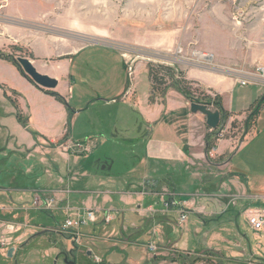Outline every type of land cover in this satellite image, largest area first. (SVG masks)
<instances>
[{"label":"crops","instance_id":"1","mask_svg":"<svg viewBox=\"0 0 264 264\" xmlns=\"http://www.w3.org/2000/svg\"><path fill=\"white\" fill-rule=\"evenodd\" d=\"M20 4L26 15L32 14V0L23 3L20 0ZM169 26L164 23L157 32L149 31L135 39L122 34L118 37L142 50L169 54L180 48L183 54L189 52L191 40L187 34L170 30ZM83 49L70 53L66 59ZM121 56L125 57L122 53ZM64 61L47 75L59 81L58 94L68 102L66 88L71 85L67 80L72 81L73 76L63 72ZM186 65L182 70L187 79L219 96L223 109L231 115L228 120L231 123L233 115L241 117L239 114L243 113L233 107L236 87L241 81L261 83V76L252 73L241 77L209 70L207 63ZM62 84L65 90L61 89ZM259 91L255 93L258 94L255 104L264 96V89ZM47 92L25 78L11 62L0 58V103H5L6 108L4 114L0 111V168L4 164L3 172L8 179V184L3 183L8 187L0 185V192L13 191L19 200L16 207H0L4 215H10L8 219L0 217V240L6 241L0 249L16 248L15 243L20 245L26 242V236L37 233L30 230V222L20 219V213L28 210L20 200L32 195L37 208L60 211L65 215V222L74 221L73 216L85 220L88 212H95L97 219L92 222L95 229L84 241L103 264H164L171 250L215 253L230 264H264V228L256 231L250 225L254 232L263 233V244L252 246L239 224V218L244 216L249 221L250 211L264 207V128L255 126L262 117L264 105L240 140L239 136L226 140L223 134L220 136L207 127L203 114L190 111L188 97L178 89L168 90L165 103L150 104V82L146 112L150 118L148 123H154L155 128L140 129L142 135L137 144L142 152L136 161L142 171L136 177L132 175L135 168L126 173L114 171L115 161L110 156L92 160L84 155L92 152V139L90 144L76 143L71 133L73 128H59L60 124L67 127L70 114L64 104ZM13 94L18 95V101ZM125 97L134 98L135 90L130 89ZM22 109L28 114L27 127L18 119V111ZM174 109L187 114V127L161 128L163 115ZM158 112L159 117L154 119ZM211 134L214 137L219 134V138L218 143L213 138L209 149ZM111 143L117 144V137H112ZM81 144H85V151L72 149ZM19 176L27 181L19 184ZM169 200H176L177 205L167 208L165 203ZM182 212L187 215L184 222ZM232 212L238 213L237 216L231 215ZM36 229L43 231L51 227L43 225ZM17 232L21 234L12 238ZM70 235L83 241L77 231L71 230ZM13 263L30 264L31 261L27 255H21ZM37 263L46 264L42 258Z\"/></svg>","mask_w":264,"mask_h":264},{"label":"rangeland","instance_id":"2","mask_svg":"<svg viewBox=\"0 0 264 264\" xmlns=\"http://www.w3.org/2000/svg\"><path fill=\"white\" fill-rule=\"evenodd\" d=\"M21 1L23 3L25 0ZM32 4V14L26 15L20 0H0V55L14 59L28 58L45 74L50 70H57L65 60L63 72H69L73 78L72 81L69 78L67 80L71 88L67 90L62 84L61 89L66 88L71 111L69 121H66L67 127L60 124L59 128H73L71 133L76 143L80 141L90 144L92 139V152L84 155L92 157V160L110 156L115 161L113 169L118 173H126L128 169L135 168L137 170L132 175L137 177L142 171L136 161L142 152L137 144L142 135L140 129L154 127V123H148L150 118L146 112L149 109L147 95L150 80L147 68L150 64L155 68L169 66L172 73L175 72L173 74L176 80L190 82L193 92V96L187 98L190 103L194 99L209 102V98L214 100L216 95L187 79L183 68L188 67V63H207L209 70H221L241 77L245 73L258 75V70L264 69V0H32ZM164 23L166 26L170 25V30L187 34L191 40L189 52L180 53V48L169 54L142 50L128 41H120L122 37H118L121 34L133 39L142 37L147 35L146 32H157ZM82 48L84 49L73 58L66 59L70 53ZM197 52L208 57L212 55L213 59L210 57L211 61H202L195 57L194 53ZM121 53L125 55L124 58ZM127 67H132L131 75ZM164 73L166 72L161 71V74ZM168 82L169 89L179 90L180 86L174 81L169 79ZM260 82L256 84L249 80L245 85L239 84L236 87L233 107L235 111L243 113L239 114L241 117L233 115L232 123L228 122L229 119L223 121L220 127L225 128L222 138L227 140L239 136L240 140L243 137L246 121L260 103L258 101L255 104L258 95L255 93L264 89V74ZM132 88L135 90V97H125L126 92ZM48 92L58 93V88ZM167 92L163 94L164 97ZM13 98L18 101V95L13 94ZM4 104L0 103L2 113L6 109ZM169 112L163 115L161 128L187 127L185 112L176 109ZM155 115L154 119H157L159 112ZM27 116L23 109L18 111V119L26 127ZM258 125L259 128H264V112L255 126ZM219 130L216 131L221 133ZM218 135L215 136V143H218ZM112 137H117V144L111 143ZM81 145L72 149L85 151V144ZM79 157L84 158L82 155ZM2 165L4 164L0 168V185L8 187L7 174L3 172ZM24 181L27 180L22 176L17 179L19 184ZM258 185L262 187V182ZM18 202L13 191L10 194L0 192V207H16ZM20 204L28 208L20 213V219L30 222V230L37 233L26 236L25 241L29 240V243L16 259L27 255L30 264H38L37 260L40 258L46 264H51L52 257L58 251L53 242H62L66 248L71 247V243L66 240L71 237L70 232L62 233L58 230L65 222L64 213L49 212L41 206L37 208L38 203H34L32 195L20 200ZM237 214L231 213L233 216ZM0 217L8 219L10 215H4L0 211ZM72 219L75 222L83 220L81 216H73ZM239 224L252 246L263 244V233L254 232L244 216L239 218ZM43 225L51 227L50 231L35 236L41 232L36 231V227ZM94 229V223L89 221L71 228L83 238L86 248L89 244L84 241V237L92 234ZM20 234L13 233L12 238ZM15 245L18 246L16 243ZM9 248L0 249V264H14L15 256L9 258L3 254H7ZM93 252L96 254L95 250ZM147 252L151 254L150 249ZM166 259L168 262L164 264L231 263L209 252L191 254L171 250Z\"/></svg>","mask_w":264,"mask_h":264},{"label":"trees","instance_id":"3","mask_svg":"<svg viewBox=\"0 0 264 264\" xmlns=\"http://www.w3.org/2000/svg\"><path fill=\"white\" fill-rule=\"evenodd\" d=\"M0 58L11 62L21 72L20 67L14 58H12L11 56H1V55H0ZM161 71H164L166 73L161 74ZM21 73L24 76V73L23 72H21ZM148 73H149V79L151 82V93H150V97H149L150 104H155L157 102L165 103L166 97H164L163 94L169 90V87H170V83L168 82L169 79L171 80V82L174 81L175 84H178L180 86L179 91L182 94L186 95L188 98H191L190 96H193V92L191 91V87H190L191 83L187 82V81H181L180 82V81L176 80L175 74H173L175 72L173 71V73H172L171 67H169V66H158V68H155V66L150 64L148 67ZM168 75H169V79H168ZM47 93L49 95L55 97V99L57 101H59L60 103L64 104L67 107L68 111H71L70 107L68 105V102L60 94L55 93V92H47ZM209 99H210L209 102H206V103H210L212 106H214L215 109L220 110L222 113V116H223V121L226 122L231 117V115H230V113L226 112L223 109L221 98L219 96H216V98L214 100L212 98H209ZM192 101H196V100L194 99ZM259 101H260L259 105H257L255 107L254 111L250 114V116L248 117V119L246 121V128H249V122L251 121V119L253 120L254 116L259 112V110L264 105V96ZM20 122H21V120H20ZM213 138H215L214 134H211L210 137L208 138L209 149L212 148L211 143L213 141Z\"/></svg>","mask_w":264,"mask_h":264},{"label":"water","instance_id":"4","mask_svg":"<svg viewBox=\"0 0 264 264\" xmlns=\"http://www.w3.org/2000/svg\"><path fill=\"white\" fill-rule=\"evenodd\" d=\"M15 61L19 65L21 72L24 73V77L34 83L40 89L54 91L58 88L59 81L56 78L41 73L30 59L19 57L15 59ZM190 111L193 114H203L206 117L207 127L212 131L218 130L223 124V116L221 111L214 109L210 103L192 101L190 103ZM49 231L50 230L41 231L36 234V236L47 234ZM14 251L15 248H10L7 252V256L12 258L14 256Z\"/></svg>","mask_w":264,"mask_h":264},{"label":"flooded vegetation","instance_id":"5","mask_svg":"<svg viewBox=\"0 0 264 264\" xmlns=\"http://www.w3.org/2000/svg\"><path fill=\"white\" fill-rule=\"evenodd\" d=\"M35 237V236H34ZM31 239V238H30ZM71 243L70 248H66L64 243L53 242V246L58 250L55 254L51 264H103L104 261L100 259L93 250L84 246L82 240L78 237H67ZM29 240L23 242L15 248V258L24 250ZM16 263V260H15Z\"/></svg>","mask_w":264,"mask_h":264},{"label":"built area","instance_id":"6","mask_svg":"<svg viewBox=\"0 0 264 264\" xmlns=\"http://www.w3.org/2000/svg\"><path fill=\"white\" fill-rule=\"evenodd\" d=\"M183 50L182 49H179V52L181 53ZM213 59V56L210 55ZM211 59V60H212ZM206 61V59H202V61ZM210 60V61H211ZM209 61V60H207ZM129 75H131L133 73V69L132 67H129ZM260 76H262L264 74V69H259L258 70ZM241 85H245L246 84V81H241L240 82ZM220 129V128H219ZM223 134V131L220 133V136ZM52 203V202H51ZM177 205V201L176 200H169V201H166L165 203V206L167 208H170V207H175ZM182 217H181V221L184 222L187 218V215L182 212ZM96 213L93 212V211H90L87 213V217L85 220H81L79 222H75V221H72V220H67L64 225L62 227L59 228L60 232L62 233H68L71 231V228H73L74 226H77L81 223H87V221L89 222H95L96 221ZM106 221L109 222L110 219L109 217L106 218ZM249 222H250V225L253 227L254 230L256 231H260L264 228V210L262 209H257V210H254V211H250L249 212ZM6 245V241L4 239H1L0 240V246L4 247ZM152 249H154V247L151 246Z\"/></svg>","mask_w":264,"mask_h":264},{"label":"bare ground","instance_id":"7","mask_svg":"<svg viewBox=\"0 0 264 264\" xmlns=\"http://www.w3.org/2000/svg\"><path fill=\"white\" fill-rule=\"evenodd\" d=\"M194 55H195L196 58L199 57L200 59H206V60H209V61L211 60V58H210L211 56L208 57V55H205L204 53L201 54V53L197 52V54L194 53Z\"/></svg>","mask_w":264,"mask_h":264}]
</instances>
